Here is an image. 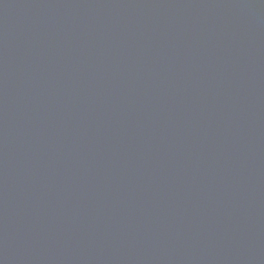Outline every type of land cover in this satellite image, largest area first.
<instances>
[{"label": "water", "instance_id": "95a60500", "mask_svg": "<svg viewBox=\"0 0 264 264\" xmlns=\"http://www.w3.org/2000/svg\"><path fill=\"white\" fill-rule=\"evenodd\" d=\"M0 264H264V0H0Z\"/></svg>", "mask_w": 264, "mask_h": 264}]
</instances>
